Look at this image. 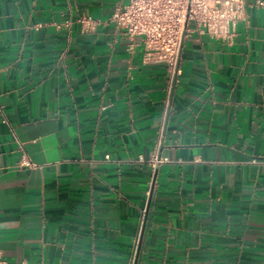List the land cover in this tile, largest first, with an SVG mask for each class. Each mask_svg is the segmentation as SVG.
<instances>
[{"label":"crops","instance_id":"crops-1","mask_svg":"<svg viewBox=\"0 0 264 264\" xmlns=\"http://www.w3.org/2000/svg\"><path fill=\"white\" fill-rule=\"evenodd\" d=\"M244 1L171 81L111 21L127 0H0L5 260L264 264V0Z\"/></svg>","mask_w":264,"mask_h":264},{"label":"built area","instance_id":"built-area-1","mask_svg":"<svg viewBox=\"0 0 264 264\" xmlns=\"http://www.w3.org/2000/svg\"><path fill=\"white\" fill-rule=\"evenodd\" d=\"M249 7L244 0H127L125 6L116 9L111 21L123 31L131 50L139 38L145 49L144 61L166 65L174 81L180 74L182 48L189 34L199 32L230 43L237 22L245 18ZM78 22L87 32L99 24L88 16ZM139 162L146 161L140 157ZM150 162L157 164L161 159L156 156ZM22 165L35 167L29 162ZM0 264H12L3 258L1 249Z\"/></svg>","mask_w":264,"mask_h":264}]
</instances>
